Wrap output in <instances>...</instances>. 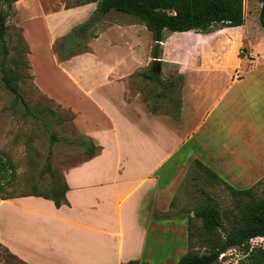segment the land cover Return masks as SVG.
Wrapping results in <instances>:
<instances>
[{
  "label": "crops",
  "instance_id": "0c3cea01",
  "mask_svg": "<svg viewBox=\"0 0 264 264\" xmlns=\"http://www.w3.org/2000/svg\"><path fill=\"white\" fill-rule=\"evenodd\" d=\"M81 7L87 8L83 23L96 3L68 9ZM258 16V9L246 11L244 5L242 25L181 32L194 42L182 41L179 49L193 46V53L160 58L178 63L182 77L175 112L149 107L134 85L136 48L146 40L145 65L154 44L145 25L124 17L104 20L66 61L86 64L69 69L68 79L84 101L83 115L72 110L76 127L100 150L64 171L69 204L56 207L34 195L0 199V244L27 264L150 262L144 259L150 232L159 239L171 233L169 219L154 211L169 206L172 169L190 174L200 162L231 190L263 180L264 28ZM73 26L50 31L64 34ZM173 35L161 45L167 47ZM182 235L179 253L186 247L183 230Z\"/></svg>",
  "mask_w": 264,
  "mask_h": 264
},
{
  "label": "rangeland",
  "instance_id": "374dc122",
  "mask_svg": "<svg viewBox=\"0 0 264 264\" xmlns=\"http://www.w3.org/2000/svg\"><path fill=\"white\" fill-rule=\"evenodd\" d=\"M64 3V0H17L11 3L0 0V7L6 13L5 37L9 47L6 53L0 48V64L4 61L22 75L17 84L24 97V102L15 100L14 94L5 88L0 66V150L10 156L16 167L15 177L5 184L0 197L33 191L43 193L56 180L63 179L65 170L85 160V150L79 143L82 133L75 125V112L72 110L75 107L83 115L84 101L77 88L69 81L68 73L69 69L82 70L86 64H82V60L66 61L70 54L83 50L87 41L102 27L104 20L124 17L134 19V23L142 25L139 19L113 10L109 16L105 14L100 22L89 26L85 32H72L74 27L81 24L87 8L62 10ZM257 3L255 0H244L245 10L254 12L258 9L260 13V5ZM58 25L75 26L62 33L63 35L52 33L50 26ZM172 34L174 35L167 47L160 44L158 58L177 59L180 55L193 53V46L188 50L186 47L179 49L182 41L193 44V36L165 30V41ZM136 49L139 58L137 63L140 64L134 72V85L142 89L144 99H149V107L154 105L155 108L175 112L182 85L178 63L167 64L161 61L158 73L162 83L151 81L143 78L140 72L153 70L152 47L148 52L149 57L146 53L145 65L142 63L146 40ZM170 81L174 82L173 86L168 85ZM81 118L82 123L84 118ZM171 173L169 177H174V181L168 190L171 197L169 206L165 207V211H154V214L164 215L169 219L171 233L159 239L156 233L150 232L144 259L151 264H174L178 256L190 249L205 251V245L197 235L202 231L201 218L194 215L198 206L207 203L216 205L221 211L224 228L228 229L237 214L239 201L248 199L246 195L233 193L226 184L215 181L201 168L196 169L194 164L190 174L176 175L173 169ZM251 189L255 198H264V178ZM182 230L186 247L179 253L176 246L179 240L182 241ZM218 231L220 235L224 234V229ZM260 246L264 248V239ZM169 252L172 253L168 255ZM227 252L228 255L222 261L218 259L213 264H229L242 257L241 250L231 248ZM167 256L171 258L164 262ZM0 264L24 263L0 247Z\"/></svg>",
  "mask_w": 264,
  "mask_h": 264
},
{
  "label": "trees",
  "instance_id": "16d2710c",
  "mask_svg": "<svg viewBox=\"0 0 264 264\" xmlns=\"http://www.w3.org/2000/svg\"><path fill=\"white\" fill-rule=\"evenodd\" d=\"M9 3L17 0H6ZM64 8L68 9L95 2L96 8L90 17L83 23L72 29V32H85L89 26L98 22L107 12L115 10L133 16L145 25L151 33L154 41H164L165 30L172 32H208L213 26H239L244 23V0H64ZM261 3L259 13V23L264 28V0H256ZM6 13L0 7V48L3 53L8 52L9 47L6 41ZM161 48L158 44L152 46V57H159ZM4 59V58H3ZM2 81L5 88L14 94L15 100L24 102V97L19 92L17 81L22 77L17 70L7 66L1 61ZM140 75L148 80L162 83L158 72L147 69L140 72ZM173 86L174 82H168ZM29 109V108H28ZM179 103L176 105V111ZM41 111V110H40ZM43 111V110H42ZM62 118L59 119L61 121ZM80 145L84 148L85 160L93 157L100 146L85 135L79 138ZM196 166L201 168L206 174L211 175L210 169L197 162ZM16 167L10 156L0 150V193L4 190L5 184L14 178ZM217 177V176H215ZM68 186L65 179L56 180L50 188L37 193H22L16 196H4L0 199L19 196H41L53 201L56 207L62 204H69L65 193ZM233 193L246 195L245 201H239L237 214L231 220L228 229L224 228L221 211L216 205L207 203L198 206L194 210V215L201 218L202 231L197 233L201 238L205 251L198 252L188 250L174 264H213L218 260L220 253L227 249L241 250L242 257L235 264H264V248L261 246L251 247L249 240L256 236H264V198H255L252 189L236 190ZM219 229H224V234L220 235ZM0 247L5 248L0 244ZM6 249V248H5ZM7 250V249H6ZM8 251V250H7ZM10 253V252H9ZM15 258L16 255L10 253ZM22 261L21 259H19ZM24 264V261H22ZM127 264H151L146 261L131 260Z\"/></svg>",
  "mask_w": 264,
  "mask_h": 264
},
{
  "label": "built area",
  "instance_id": "2783aa9c",
  "mask_svg": "<svg viewBox=\"0 0 264 264\" xmlns=\"http://www.w3.org/2000/svg\"><path fill=\"white\" fill-rule=\"evenodd\" d=\"M263 239H264V236H256V237H253V238H251L250 240H249V243H250V246L251 247H258V246H260L261 245V243H262V241H263ZM228 250H231V249H228ZM227 250V251H228ZM235 251H236V249H234ZM227 251H225V252H222V253H220V255H219V257H218V259H220V261H222V259L223 258H225L226 257V255H228V252ZM230 253V252H229ZM230 254H232V253H230ZM236 255V254H235ZM238 260L236 259V260H234L233 262H231V263H229V264H235L236 262H237ZM224 263V262H223ZM226 264V263H225Z\"/></svg>",
  "mask_w": 264,
  "mask_h": 264
},
{
  "label": "water",
  "instance_id": "95a60500",
  "mask_svg": "<svg viewBox=\"0 0 264 264\" xmlns=\"http://www.w3.org/2000/svg\"><path fill=\"white\" fill-rule=\"evenodd\" d=\"M155 43L158 45L162 44L160 41H156ZM160 62H161L160 58H158V57L152 58L151 63H152L154 71L158 72L160 70Z\"/></svg>",
  "mask_w": 264,
  "mask_h": 264
}]
</instances>
